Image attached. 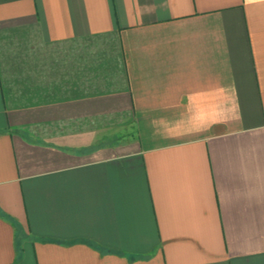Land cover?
<instances>
[{"label":"crops","instance_id":"0c3cea01","mask_svg":"<svg viewBox=\"0 0 264 264\" xmlns=\"http://www.w3.org/2000/svg\"><path fill=\"white\" fill-rule=\"evenodd\" d=\"M0 264H264V0H0Z\"/></svg>","mask_w":264,"mask_h":264}]
</instances>
